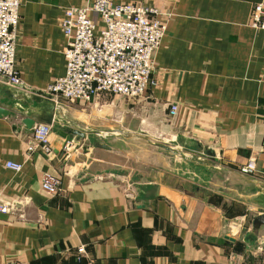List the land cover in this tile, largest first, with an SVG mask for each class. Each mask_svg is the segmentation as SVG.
Listing matches in <instances>:
<instances>
[{
  "label": "crops",
  "instance_id": "crops-1",
  "mask_svg": "<svg viewBox=\"0 0 264 264\" xmlns=\"http://www.w3.org/2000/svg\"><path fill=\"white\" fill-rule=\"evenodd\" d=\"M86 1L21 0L16 67L27 92L0 81V194L13 200L0 211V264H264V227L251 232L264 212V30L249 25L264 0H111L172 13L156 85L134 98L59 102L52 127L82 136L51 130L54 154H29L39 121L29 128L24 114L48 116L50 105L21 97L64 74L60 19ZM125 140L162 158L123 153ZM250 157L256 170L242 174ZM44 172L61 177L60 192L42 189Z\"/></svg>",
  "mask_w": 264,
  "mask_h": 264
},
{
  "label": "built area",
  "instance_id": "built-area-1",
  "mask_svg": "<svg viewBox=\"0 0 264 264\" xmlns=\"http://www.w3.org/2000/svg\"><path fill=\"white\" fill-rule=\"evenodd\" d=\"M20 6L21 0H0V81L27 92L16 67ZM171 16V12L153 5L111 0H87L81 6L65 8L60 19L65 39V71L41 94L55 103L64 100L71 104H88L103 94L142 96L156 85L154 56ZM249 25L264 30V2L253 4ZM176 108L171 105L170 112ZM51 130L52 124L36 123L27 142V152L53 155L49 141ZM64 149L67 152L69 146L66 144ZM5 165L17 172L22 168L18 162L7 161ZM238 170L242 174L253 173L256 158L250 157ZM41 187L48 193H58L61 177L44 172ZM12 209L13 200L0 194V211ZM78 250L83 252L84 245Z\"/></svg>",
  "mask_w": 264,
  "mask_h": 264
},
{
  "label": "water",
  "instance_id": "water-1",
  "mask_svg": "<svg viewBox=\"0 0 264 264\" xmlns=\"http://www.w3.org/2000/svg\"><path fill=\"white\" fill-rule=\"evenodd\" d=\"M11 96H12V95H11ZM13 97H14V96H13ZM25 97H29V98H30V97H34V98H36V99H39L41 102H44V103L50 105V106H49L50 110H49L48 116H46V115H39L38 118H37L36 115H34V116H30V115H26V114H24V118L22 119V123H24V124H25L27 127H29V128L32 127V125H33V123H34L35 120H37V121H39V122L47 123V124H52V119L55 118L56 115H57V114L55 113V111H53V109L55 110V107H56V106H57V107H61V104H59V103H55L54 101L49 100L48 97L42 95L41 93H30V94H25V95L22 96L21 98H22V99H25ZM7 113H8L7 109H4L3 107L0 106V115H1V114H7ZM65 119H66V121H67L68 123H73V122H72L71 120H69L68 118H65ZM52 131H54V132L57 133V134L63 135V136H66L67 133H74V134L76 133V134L81 135V136H82V134H83V133L80 132V131H73V130H70V129L62 130L61 128L56 127V126H53V127H52ZM145 139H146V141H147L148 143L153 144V145H155V146H157V147H160V148H163V149H166V150H170V151H172V152H177V153L181 152V150H178V149H175V148H173V147H170L168 144L163 143V142H161V141H159V140H151V139H148V138H145ZM182 153H183L184 155H186L185 152H182ZM204 153H205V155H206L209 159L213 158V154H212L210 151H205ZM186 156H187V155H186ZM206 162H207V161H206ZM251 180H252V181H255L254 179H251ZM262 227H264V212H260V213H258V214H256V215L253 216V219H252V230H251V232H252V233H256V231H257L258 229L262 228ZM245 232H246V228H242V229L240 230L239 237H243V235L245 234ZM224 236H225V238H228V239H231V240H233V239L235 238L234 236L229 235V234H225Z\"/></svg>",
  "mask_w": 264,
  "mask_h": 264
},
{
  "label": "rangeland",
  "instance_id": "rangeland-1",
  "mask_svg": "<svg viewBox=\"0 0 264 264\" xmlns=\"http://www.w3.org/2000/svg\"><path fill=\"white\" fill-rule=\"evenodd\" d=\"M63 101V100H62ZM61 102V101H59ZM64 103V102H63ZM73 113H76L75 115H83L79 112H76L74 110H71ZM87 114H88V111H86ZM89 114L90 115H98L97 113H94L92 112L91 110L89 111ZM88 114V115H89ZM114 137H112L113 139ZM108 140L110 142H113L111 140V138H108ZM130 142H132L131 140L129 141H124L123 142V145H126V144H129ZM121 150L123 151V153H126V154H131V155H134V156H139V157H143V158H147L149 159L150 161H154V159L158 158V159H161L162 157H158L156 156V154L154 153V149L152 150V148H148V146L144 145L143 143L139 144V143H131L127 146H125L124 148H121ZM167 159V158H166ZM252 225V224H251Z\"/></svg>",
  "mask_w": 264,
  "mask_h": 264
},
{
  "label": "bare ground",
  "instance_id": "bare-ground-1",
  "mask_svg": "<svg viewBox=\"0 0 264 264\" xmlns=\"http://www.w3.org/2000/svg\"><path fill=\"white\" fill-rule=\"evenodd\" d=\"M70 127V126H69ZM72 128V127H71ZM125 138V137H124Z\"/></svg>",
  "mask_w": 264,
  "mask_h": 264
}]
</instances>
